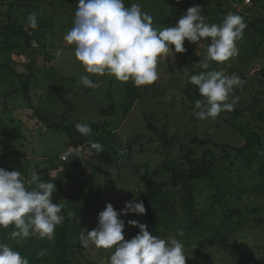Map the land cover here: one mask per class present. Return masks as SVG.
<instances>
[{"label": "rangeland", "instance_id": "rangeland-1", "mask_svg": "<svg viewBox=\"0 0 264 264\" xmlns=\"http://www.w3.org/2000/svg\"><path fill=\"white\" fill-rule=\"evenodd\" d=\"M128 1L124 0L127 7L129 6ZM258 2L261 3L256 8L255 5ZM133 3L141 5L142 10L153 17L154 26L161 29L168 27L169 5L165 0H133L131 5ZM195 5L201 6L202 14H208L206 22L209 24L221 23L217 17L220 11L222 17L234 13L241 15L244 20L264 14V10L261 9L264 0H190V7ZM76 9L77 0H0V32H4L8 24L21 23L20 16L26 19L29 14L36 13L39 29L46 28L45 25L50 23L55 28L54 32L50 30L53 28L45 31L47 33L43 44L48 47L55 45L53 55L57 50H63L62 56L56 57L55 65L58 72L53 74L54 77L48 75L47 78L46 72L49 71L45 70L43 53H34L32 56L30 51L24 53L22 50L15 49L9 56V48L2 43L3 38L0 34V64L9 65L5 70L0 71V167L8 171H19L28 178L33 168L47 169L51 163L60 164V154L67 151V136L44 127L34 117L35 111L52 123L60 122L63 116L67 123L71 121L87 124L106 123L110 131H115L126 120L118 130L123 140L146 134L149 120L157 118L167 120L170 133L181 137L199 135L201 139L210 138L233 147L245 146L243 133L247 135L250 133V129L246 127L247 123L251 128L256 125L255 113L249 111L248 107L258 110L264 108V105L258 106L252 103L254 96L264 100V85H262L264 77L261 75L264 72V43L258 44L253 38L243 37L237 42L238 56L223 63L210 62L209 69L205 70L198 67L197 63L204 55L209 41L191 42L190 49L194 52L189 58L185 55L180 65L176 63V56H171L165 61L160 60L158 71L159 74L165 73V79L158 84L144 86L142 96L137 100L136 97L141 87L135 86L131 81L119 82L112 76H109L112 80H102L106 77L98 76L99 79H93L94 82L100 81L98 82L101 89L96 92L95 89L82 85L80 77L90 74L85 72L84 67L76 59L75 45H70L73 49L70 50L63 42V37L73 27ZM8 42L16 46V39H10ZM20 45L18 42L19 48H21ZM256 45L260 47L262 58L257 55L259 50L253 56ZM186 56L188 59H185ZM75 66H77L76 72L73 71ZM31 68L34 77L27 80L25 76H28ZM201 71H220L227 76L235 74L241 79V86L234 90L228 101L229 103L234 101L233 110L221 113L216 119L198 120L194 116L196 109L190 106L188 100L182 95V91L189 77ZM172 73L177 75V78L170 77ZM159 76L161 78V75ZM21 77H23V84H28L31 102L24 99L21 91L18 94L14 93L23 85ZM102 86L106 88L103 89ZM109 99L116 102L113 106L116 115L104 117L99 110L111 107L107 102L106 106L101 105ZM235 110H240L241 113L237 116ZM224 119L229 120L234 128L230 127ZM260 135L264 140V132ZM14 137H18L19 140H14ZM185 144L189 145L187 141ZM123 151L125 155H128L126 148H123ZM260 151L259 146L255 144L245 156L247 165L254 170L263 161L260 158ZM80 154L87 157L92 156L89 149L84 152L82 148ZM175 154H179V148H176ZM127 159H130L134 165H141L142 168L146 165L155 166L161 160L160 155L148 151L141 152L138 149L129 157L121 158L117 165L100 166L96 162L90 165L87 168L88 173L84 182L88 192L91 193V200L94 204L84 210L83 215L79 217L80 234L98 226L99 213L106 208L108 203L120 211L125 208L126 202L134 198L137 202L142 199L139 176L134 174L136 170L133 166H126ZM100 170L102 173L99 172ZM144 172L145 170L141 169L140 173ZM244 185L248 194L243 196L241 204L233 200L236 206L241 207L242 214L229 219L225 216L230 214L233 208H228L224 217L223 214H216L221 204L213 201L214 191L210 189L208 182L197 184L194 212L188 219L181 207V193L176 196L172 194L170 205H175V210L172 218L167 219L172 220L170 224L173 223V230L183 231V236L187 238L182 237L181 240L174 235L164 233L160 238L176 239L182 242L188 256L186 260L188 264L190 257L196 255L192 252L197 247L193 241H197V237H201L198 241L207 237L206 232L209 229L218 234L215 244L203 252V255H209L211 261L214 262L212 264H237L240 257L245 258L247 264H264V178L255 176L253 179L252 175L248 174ZM129 218V214L120 216V219L125 221L124 235L127 240L132 238V232L127 224ZM157 219L158 216H155V220L151 221L155 223L149 229L152 235L159 230ZM158 220L161 222L164 219ZM0 238H2L1 234ZM31 238L40 237L37 234ZM22 240L20 239L19 242L21 243ZM70 240L73 241L69 243L74 249L79 247L82 250L77 254L82 264H109L114 249L96 248L92 244L84 247L80 236L78 240L75 238ZM0 243H2L1 240ZM205 256L203 259L208 260L209 258Z\"/></svg>", "mask_w": 264, "mask_h": 264}, {"label": "clouds", "instance_id": "clouds-1", "mask_svg": "<svg viewBox=\"0 0 264 264\" xmlns=\"http://www.w3.org/2000/svg\"><path fill=\"white\" fill-rule=\"evenodd\" d=\"M199 5L190 7L175 26L158 28L153 17L133 3L125 6L124 0H77L73 27L65 34L68 45H75V57L85 72L80 82L90 89L100 87L93 76H112L119 82H133L141 87L152 85L160 78L158 65L170 53L186 51L185 40L197 43L209 41L201 60L202 69H209L210 62L223 63L238 56L237 42L243 38L247 24L239 14H227L220 24H209ZM28 25L38 27L36 13L29 14ZM174 45V51L171 46ZM63 50L56 51L60 58ZM198 87L203 100L195 101L194 116L198 120L216 119L221 113L233 110L229 103L234 90L241 86L235 74L225 75L220 71H201L189 77ZM76 130L88 136L92 129L87 123H77ZM90 149L98 155L104 146L97 142ZM70 150V149H69ZM67 150L64 154H66ZM74 150V149H73ZM72 154L80 155V150ZM62 154L59 161L62 160ZM71 154V155H72ZM34 185V187H32ZM56 184L45 182L38 172L26 178L19 171H8L0 167V228L13 230L12 239H30L34 235L53 240L64 216L62 205L53 201ZM146 214L143 201L134 198L126 202L125 208L117 211L111 203L99 213L98 226L81 232L84 247L114 249L109 264H186L188 256L184 244L176 239L165 240L150 234L146 224L129 220L128 225L138 227L139 233L130 240L125 239V221L121 215ZM183 237V231L177 233ZM46 250L38 253L45 255ZM0 264H30L29 260L8 244L0 243Z\"/></svg>", "mask_w": 264, "mask_h": 264}, {"label": "trees", "instance_id": "trees-1", "mask_svg": "<svg viewBox=\"0 0 264 264\" xmlns=\"http://www.w3.org/2000/svg\"><path fill=\"white\" fill-rule=\"evenodd\" d=\"M165 1L169 5L167 26H175L181 16L190 8V0ZM260 3L258 2L255 5L256 8L260 6ZM261 9L264 10V5H262ZM202 15L207 19L208 14L205 13ZM217 17L219 22H222L224 17H222L221 11L217 13ZM244 21L247 24V28L244 31L243 37L253 38L258 44L264 43V14L253 16ZM20 22L18 24H8V26H5L4 32H0L3 38L2 43L6 44L9 48V56L13 54L15 49L18 51L22 50L24 53L30 51L32 56L34 53H43L45 57V70L49 71L46 72V77L48 78V75L54 77L58 71L55 65L56 56L53 55L52 51L56 48L55 45L48 47V45L43 44L47 33L45 31L53 28L52 23L45 25L46 28L39 29L37 27L36 29H32L28 25L27 18L24 19L20 16ZM25 26L27 27L24 28ZM54 29L50 30L54 32ZM10 39H16V46L8 42ZM18 42L21 44V48L18 47ZM257 50H259V54L257 55L262 58V53L258 45L255 46L253 56L256 55ZM7 67L9 65L5 66L0 64V71L2 72ZM11 73L13 74L14 71L12 70ZM25 77H27V80L34 77L32 68L28 76ZM21 82L23 84V77H21ZM27 85L23 84L14 93L18 94L21 91L24 94V99L31 102ZM262 85H264V82ZM246 89L248 90V88ZM184 97L188 100L192 108H195V101L204 99L199 93L198 87L190 82L184 88ZM252 103L263 106L264 100L254 96ZM113 106L115 105H112L109 109H101L100 113L105 116L116 115ZM248 110L255 113L256 125H253V128H251L247 123L246 127L250 129V133L249 135L243 133L245 146L242 147H233L229 144L213 141L210 138L201 139L202 137H199V135H184L181 137L178 134H172L170 133L167 120H158L157 118L149 120L146 134L125 140H123L117 131H110L106 124H88L92 132L88 136H84L76 130L77 123H73L72 121L67 123L63 116L60 122L52 123L41 117L35 111L34 117L44 127L64 133L67 136V150H81L83 148L85 152L88 149L91 150V143L98 141L104 146V151L96 155L94 150H91L92 156L90 157L83 154H72L66 163L62 161H60V164L51 163L47 166V169L33 168V172H38L43 181L53 182L57 187V191L53 194V201L62 205L61 214L64 216V221L62 225L57 227L53 240H48L47 238H30L27 241L22 240L20 243V239L14 240L10 237L9 233L13 230L11 226L8 229L0 228V234L2 235L0 240L2 243L8 244L10 247L19 251L23 257L29 260L30 264H82L79 258H77V254L82 250L79 247L78 249H74L69 242H73L70 240L71 238L79 239L81 227L79 217L83 215L84 210L94 204V201L91 200V193L88 192L86 183L84 182L85 176L88 173L87 168L94 162L100 166L117 165L120 163L119 160L121 158L129 157L132 152L138 149L141 152L148 151L160 155L161 160L155 166L150 167L146 165L142 168L141 165H134L130 159H127L128 163L126 166H133L136 170L134 174L139 176V182L142 188V199L140 201H143L147 210L146 214L128 213L130 216L128 221L136 220L140 224H146L148 229H150L151 225H155L151 221L155 220V216H158V219L164 220L160 222L157 219V229L159 230L155 233V236L160 238L162 233H164L165 235H174L177 239L182 240V237L177 234L178 231L172 229L174 227L173 223L170 224L172 220L167 219L172 218V213L175 210V205H170L171 196L172 194L176 196L178 193H181V207L183 214L188 219L194 212L196 186L198 183L202 184L204 182H208L210 189L214 191V195L212 196L213 201L216 203L220 202L221 204L216 214H223L222 216L224 217V213H227L226 210L233 208L231 213L226 215L225 218L229 219L235 216H241V207L236 206L233 200L240 203L243 201V196L248 194V190L244 185V180L247 179V175L251 174L253 179H255V176L264 178V149L261 144L262 139L260 135L264 131V108L258 110L249 106ZM196 111L199 110L196 109ZM235 113L238 116L241 111L235 110ZM224 120L229 123L230 127L233 126L229 120ZM243 130L245 132L247 131L246 129ZM3 133L5 132L3 131ZM245 135L247 136L245 137ZM14 140H19V138L14 137ZM186 141L189 145L185 144ZM144 143H147V145H144ZM255 144L261 150L260 158L263 161L254 170L247 165L245 156ZM123 148L127 149L128 155H125ZM176 148H179V154H175ZM141 169L145 170L143 174L140 173ZM99 172L102 173V170ZM52 173L56 174L53 175ZM128 227L132 232V238L140 231L138 227L131 225H128ZM206 234L207 237H204L201 241H198L201 237H197V241H193L197 247L192 252L196 255L190 257L191 259L188 264L214 263L211 261L209 255L205 256L203 252L209 246L215 244V241L218 239V234L214 233L213 230L209 231V229ZM183 238L187 237L183 236ZM42 250H46L45 255L39 256L38 253ZM203 256L209 259L204 260ZM237 264H247V261L245 258L240 257L237 260Z\"/></svg>", "mask_w": 264, "mask_h": 264}, {"label": "crops", "instance_id": "crops-1", "mask_svg": "<svg viewBox=\"0 0 264 264\" xmlns=\"http://www.w3.org/2000/svg\"><path fill=\"white\" fill-rule=\"evenodd\" d=\"M132 1L133 0H129L128 1V4H129V6L131 5V3H132ZM128 6V7H129ZM64 38V37H63ZM63 42H65V46L67 47V49H70V50H73V49H71V46L70 45H68L67 43H66V41L64 40ZM190 45L192 46V43L191 42H189V41H187V40H185V44H184V47H187V49H186V51L185 52H183V53H170V56L168 57V58H163V59H161L162 61H165L166 59H169L171 56H176L177 57V64L178 65H180V62L181 61H183V60H181V59H183L184 58V56L185 55H187L188 56V58L190 57V56H192V54H193V52H192V50L190 49ZM172 47V49H173V51H174V45L173 46H171ZM186 56V57H187ZM187 58V59H188ZM81 63V62H80ZM79 63V64H80ZM168 64V63H167ZM82 65V64H81ZM76 67L77 66H75V69H73V71L74 72H76ZM159 75H161V78L160 79H158V81L157 82H155V84H158V83H160V82H162L164 79H165V73H161V74H159ZM171 76H173L174 78H177V75H175L174 73H172L171 75H170V77ZM105 77L106 78H102V80L104 79V80H112V79H110L109 78V76H106L105 75ZM93 79H99L100 77H98V76H94V77H92ZM185 78H183V80H184ZM183 83V82H182ZM189 83V81H187V84ZM187 84H186V86H187ZM185 86V87H186ZM102 88L103 89H105L106 87H104V86H102ZM143 88H144V86H141V89H140V93H139V95H138V97H136V99L138 100L139 99V97H141L142 96V93H143ZM101 89V87L99 88V89H95V92L96 91H98V90H100ZM97 94V93H96ZM182 95H184V90L182 91ZM113 99V98H112ZM107 102V104L108 105H116V102H114V100H107V101H104V104H101V105H105V103ZM135 102V101H134ZM136 103V102H135ZM134 103V104H135ZM106 106V105H105ZM134 107H135V105H134ZM105 109H109V108H103L102 110H105ZM99 112H101L100 110H99ZM114 116V115H113ZM104 117H105V115H104ZM108 117H112V116H108ZM126 121V120H125ZM125 121H123L118 127H117V129L115 130V131H117L118 132V130H119V128H121L122 126H123V124H124V122ZM100 124H106V123H100ZM107 125V124H106ZM108 126V125H107ZM264 132V131H263ZM262 133V132H261ZM127 139V138H126ZM261 144H262V146H263V149H264V140H262L261 141ZM65 153V151L64 152H62L61 154H60V156L62 155V154H64ZM59 156V157H60Z\"/></svg>", "mask_w": 264, "mask_h": 264}, {"label": "built area", "instance_id": "built-area-1", "mask_svg": "<svg viewBox=\"0 0 264 264\" xmlns=\"http://www.w3.org/2000/svg\"><path fill=\"white\" fill-rule=\"evenodd\" d=\"M75 151L73 150V149H70L66 154H64L63 156H62V160L63 161H66L67 160V158L69 157V155H71L72 153H74Z\"/></svg>", "mask_w": 264, "mask_h": 264}, {"label": "water", "instance_id": "water-1", "mask_svg": "<svg viewBox=\"0 0 264 264\" xmlns=\"http://www.w3.org/2000/svg\"><path fill=\"white\" fill-rule=\"evenodd\" d=\"M261 75L264 77V72H263ZM262 76H261V77H262Z\"/></svg>", "mask_w": 264, "mask_h": 264}]
</instances>
